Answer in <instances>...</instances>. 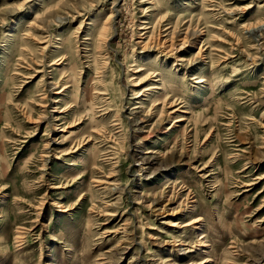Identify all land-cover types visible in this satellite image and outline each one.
<instances>
[{"label": "rangeland", "instance_id": "374dc122", "mask_svg": "<svg viewBox=\"0 0 264 264\" xmlns=\"http://www.w3.org/2000/svg\"><path fill=\"white\" fill-rule=\"evenodd\" d=\"M0 264H264V0H0Z\"/></svg>", "mask_w": 264, "mask_h": 264}, {"label": "bare ground", "instance_id": "6f19581e", "mask_svg": "<svg viewBox=\"0 0 264 264\" xmlns=\"http://www.w3.org/2000/svg\"><path fill=\"white\" fill-rule=\"evenodd\" d=\"M109 20V18H107V20L106 21H104V23H103V25H105L106 24V22Z\"/></svg>", "mask_w": 264, "mask_h": 264}]
</instances>
